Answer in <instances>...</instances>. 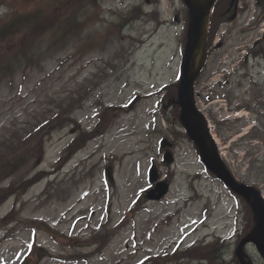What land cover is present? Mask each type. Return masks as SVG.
Here are the masks:
<instances>
[{
  "label": "rangeland",
  "instance_id": "obj_1",
  "mask_svg": "<svg viewBox=\"0 0 264 264\" xmlns=\"http://www.w3.org/2000/svg\"><path fill=\"white\" fill-rule=\"evenodd\" d=\"M0 3V14L8 3L41 11L11 39L25 64L0 81V161L20 156L0 179V264H240L248 205L202 164L170 106L176 89L160 98L179 77L183 0ZM229 36L195 97L231 173L264 197V58H231ZM136 94L149 96L126 110ZM152 159L171 180L159 201L144 194ZM247 254L264 264L252 245Z\"/></svg>",
  "mask_w": 264,
  "mask_h": 264
},
{
  "label": "water",
  "instance_id": "obj_2",
  "mask_svg": "<svg viewBox=\"0 0 264 264\" xmlns=\"http://www.w3.org/2000/svg\"><path fill=\"white\" fill-rule=\"evenodd\" d=\"M189 7V22L187 40L181 64V78L177 85V103L180 105L179 118L189 137L193 139L205 165L226 185L243 195L251 205L254 215V226L251 231L239 242L236 254L242 264H251L243 260V245L248 241L255 242L258 250L264 256V200L252 186L236 181L225 163L220 158L217 146L208 130L205 117L197 110L193 98V83L199 73L204 59L206 34V19L213 0H184ZM197 54L199 57L197 59ZM140 96H136L129 107H132ZM165 159L170 161L169 154ZM150 181H155L158 172L154 163L149 171ZM168 189V182L161 181L147 193L148 198L159 199Z\"/></svg>",
  "mask_w": 264,
  "mask_h": 264
},
{
  "label": "flooded vegetation",
  "instance_id": "obj_3",
  "mask_svg": "<svg viewBox=\"0 0 264 264\" xmlns=\"http://www.w3.org/2000/svg\"><path fill=\"white\" fill-rule=\"evenodd\" d=\"M218 20L217 48L221 47L223 36L234 37L238 52L244 49L248 55L259 57L264 54V0H219L215 11ZM250 48H245L249 47ZM212 49L209 45L208 53Z\"/></svg>",
  "mask_w": 264,
  "mask_h": 264
},
{
  "label": "trees",
  "instance_id": "obj_4",
  "mask_svg": "<svg viewBox=\"0 0 264 264\" xmlns=\"http://www.w3.org/2000/svg\"><path fill=\"white\" fill-rule=\"evenodd\" d=\"M81 1L83 0H80V2ZM38 4L39 3H35V6L21 12L12 8L14 12L5 20L0 21V79L3 77H11L15 70L21 66V54L25 51L23 52L20 42H14L11 39L20 31L25 30L28 26H35L41 13ZM10 5L14 4L10 3ZM167 89L172 91L174 87L169 86ZM173 105L178 108L176 104ZM73 147V145H70L68 149L71 150ZM19 159L20 156H16L15 153H13L9 160L0 161V179L16 171L20 167L18 162ZM216 257H220L217 252Z\"/></svg>",
  "mask_w": 264,
  "mask_h": 264
}]
</instances>
